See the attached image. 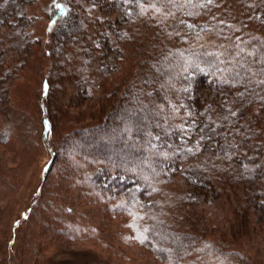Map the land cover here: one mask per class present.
Masks as SVG:
<instances>
[{
  "label": "rangeland",
  "instance_id": "rangeland-1",
  "mask_svg": "<svg viewBox=\"0 0 264 264\" xmlns=\"http://www.w3.org/2000/svg\"><path fill=\"white\" fill-rule=\"evenodd\" d=\"M118 1L122 0H0V264H167L143 246H129L124 219L109 211L115 204L108 201L109 196L158 204V211L171 219L177 216L183 225H197L192 229L200 237V247L207 243L228 258L264 264V197L258 198L245 219L242 185L222 191L178 164L167 167L152 191H146L137 179L97 168L90 178L102 187L90 194L88 182L73 185L81 181V174L76 181L67 179L64 160L69 151L61 159L56 155L55 166L43 181L51 157L49 146L72 131L99 123L106 105L119 102L136 65L142 63H138L143 58L130 21L116 7ZM124 1L126 6L131 0ZM66 3L97 30L80 73L73 79L61 77L62 89L43 100L44 79L54 85L62 59L58 37L49 28ZM255 17L263 21L259 13ZM16 37L21 41L19 54L11 44ZM186 39L193 46L218 52L225 46L205 32L190 33ZM208 73L205 70L199 78L191 75L184 82L188 107L227 98L228 91L219 88ZM45 114L51 119L49 132L54 134L48 138L42 121ZM182 115L186 134L179 135L176 151L197 152L194 145L204 141L214 154L219 152L217 141L203 140L201 127ZM259 176L264 180V170ZM100 189L110 195H101ZM198 256L192 255L190 261Z\"/></svg>",
  "mask_w": 264,
  "mask_h": 264
},
{
  "label": "trees",
  "instance_id": "trees-1",
  "mask_svg": "<svg viewBox=\"0 0 264 264\" xmlns=\"http://www.w3.org/2000/svg\"><path fill=\"white\" fill-rule=\"evenodd\" d=\"M124 3L118 1L116 7L130 21L134 42L143 58L138 63H142L136 65L119 102L106 105L99 123L72 131L60 143L49 146L51 157L43 181L55 166L56 157L61 159L69 152L64 160L67 179L76 181L81 174V181L73 185L88 182L90 194L102 187L90 178L97 168L123 173L139 180L146 191H152L167 167L181 164L187 172L222 191H228V186H244L246 219L258 198L264 197V180L259 176L264 170V0H131L126 6ZM67 6L66 3L49 28V33L58 37L62 59L57 63L54 85L50 79H44L43 100L60 90L61 77L73 79L80 73L91 50L92 34L97 30ZM258 13L262 22L255 17ZM204 32L224 43L222 52L193 46L186 39L190 33ZM11 44L19 54L20 38H14ZM205 70L219 88L228 91V96L221 103L197 102L192 109L186 105L183 85L189 76L199 78ZM184 103L182 109L176 107ZM182 114L201 127L203 140L210 137L217 141L219 152L214 154L204 141V145H194L197 152L176 151L179 135L186 134L180 123ZM42 121L46 134H50L47 138L53 136L49 132L50 117L45 114ZM192 134L191 130L189 135ZM168 145L172 148L169 151L164 148ZM242 154L245 158L241 162ZM100 191L101 195H110ZM107 199L115 203L109 211L124 219L129 246H143L167 264H246L244 259L224 256L210 244L200 247V237L192 229L196 224L183 225L177 216L171 219L158 211V204L144 203L132 196ZM195 254L200 256L190 261Z\"/></svg>",
  "mask_w": 264,
  "mask_h": 264
}]
</instances>
